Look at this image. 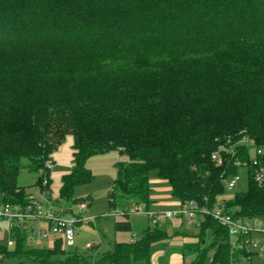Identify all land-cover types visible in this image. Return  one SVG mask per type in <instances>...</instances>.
I'll return each instance as SVG.
<instances>
[{"label": "trees", "instance_id": "1", "mask_svg": "<svg viewBox=\"0 0 264 264\" xmlns=\"http://www.w3.org/2000/svg\"><path fill=\"white\" fill-rule=\"evenodd\" d=\"M72 134V170L59 198L91 183L88 159L119 150L109 212L130 231L132 208L151 200V171L180 202L225 195V178L248 165L249 187L223 203L235 217L264 218V187L253 178L252 140L264 146V0H0V201L23 202L22 169L47 178L53 154ZM234 146L225 163L211 155ZM181 253L187 264H251L240 238L213 217ZM211 234L206 242L207 233ZM1 264H134L170 237L148 226L142 239L79 253L61 240L33 247L15 230ZM250 256V258H249Z\"/></svg>", "mask_w": 264, "mask_h": 264}, {"label": "rangeland", "instance_id": "2", "mask_svg": "<svg viewBox=\"0 0 264 264\" xmlns=\"http://www.w3.org/2000/svg\"><path fill=\"white\" fill-rule=\"evenodd\" d=\"M73 143L74 137L68 134L60 147L53 154V162L50 168V188L54 197H59L61 188V178L64 174L72 170L73 162ZM128 157L119 150H111L105 153L95 154L87 161V167L92 170L94 179L91 183L82 184L75 188L74 197L76 201L71 204L75 213H80L79 202L88 200V207L83 212L84 220L77 223L75 233V247L79 253H84L85 246L90 243L95 245L98 251H106L113 247L115 242L140 240L149 226L148 215L145 212H132L130 215L132 229L130 231H118L115 228V221L121 219L117 215L109 212L108 191L112 188L117 175V164L120 161H127ZM237 181L235 187L229 189L226 187V193L223 198L228 199L239 192H244L249 187V172L247 166H240L237 171ZM151 187L153 192L157 193L155 188H166L164 194L167 198L164 200L156 199L150 210L154 212H163L167 210L180 209V203L172 196L170 186L166 181L156 177V172L150 173ZM36 180V174L22 169L19 176V184L29 186ZM150 207V206H149ZM149 209V208H146ZM264 224V218L262 219ZM45 226V225H44ZM158 227L167 231L169 238L154 242L151 245L149 261H137L134 264H173L175 261L181 263L179 256L181 246L185 237L183 234H194L197 228L188 224L186 220L180 218H166L158 222ZM211 234L208 232L206 242H210ZM29 245V244H28ZM91 250V249H90ZM195 252L185 253V261H191ZM205 264H209L207 260ZM251 264H264V253L255 254L252 257Z\"/></svg>", "mask_w": 264, "mask_h": 264}, {"label": "built area", "instance_id": "3", "mask_svg": "<svg viewBox=\"0 0 264 264\" xmlns=\"http://www.w3.org/2000/svg\"><path fill=\"white\" fill-rule=\"evenodd\" d=\"M251 148L250 165L254 167V181L264 187V146L256 147L252 140L245 139ZM234 146L219 145L213 151L211 158L216 165L225 163V154H234ZM239 166H247L237 162ZM237 175L225 178L227 188L235 187ZM224 195L219 197V201L212 207L205 198L203 203L198 201L180 202V209L154 212L146 209L144 204L136 205L132 212H145L148 215L149 225L158 226V222L166 218H180L186 220L188 224L199 226L206 216L213 217L217 222L227 227L230 236V243L233 250L237 249L241 238L248 251L252 253L251 258L258 253H264V224L262 217L253 219L235 217L226 210L223 203ZM88 200L79 202L80 213H75L73 206H68L59 197H54L47 178L41 182L34 181L26 191L23 202H1L0 201V231L5 232V237L0 236V264L4 258L2 247L12 249L15 246V230L20 229L26 234V243L33 247L52 248L55 241L61 240L65 249L75 247L76 225L85 219L88 207ZM114 215L117 211L112 212ZM4 224V225H3ZM45 225V226H44ZM134 241V240H132ZM93 244L88 243L85 250L91 249ZM250 258V256H249Z\"/></svg>", "mask_w": 264, "mask_h": 264}, {"label": "crops", "instance_id": "4", "mask_svg": "<svg viewBox=\"0 0 264 264\" xmlns=\"http://www.w3.org/2000/svg\"><path fill=\"white\" fill-rule=\"evenodd\" d=\"M170 186V185H169ZM151 189H152V191H151V200H152V202H151V204H150V207H149V209H151V207L153 206V204H154V202H155V200L156 199H161V200H164V199H166L167 198V195H165L164 194V192H165V190H166V188H163V187H157V188H155V190H156V192L157 193H154L153 191V188L151 187ZM168 189H170V191H171V187H169ZM171 193H172V191H171ZM173 196V195H172ZM174 197V196H173ZM176 199V198H175ZM177 200V199H176ZM179 203H180V201L179 200H177ZM180 205V204H179ZM181 221H182V223H183V220L181 219ZM4 225V224H3ZM196 228V227H195ZM0 236H2V237H5V232L4 231H0ZM187 239H189V238H187V237H185V240H184V242L187 240ZM94 248H97L95 245H94ZM90 250V249H89ZM88 250V251H89ZM85 251H87V250H85ZM175 256H179L180 258H181V263L180 264H185L186 263V261H185V255H183L181 252H180V255H175ZM189 262V261H188ZM173 264H179V259H178V262L177 261H175Z\"/></svg>", "mask_w": 264, "mask_h": 264}, {"label": "bare ground", "instance_id": "5", "mask_svg": "<svg viewBox=\"0 0 264 264\" xmlns=\"http://www.w3.org/2000/svg\"><path fill=\"white\" fill-rule=\"evenodd\" d=\"M227 207V206H226Z\"/></svg>", "mask_w": 264, "mask_h": 264}]
</instances>
